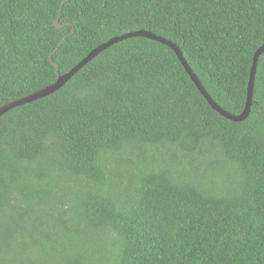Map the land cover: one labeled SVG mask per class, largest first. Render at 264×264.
I'll list each match as a JSON object with an SVG mask.
<instances>
[{"label": "trees", "instance_id": "1", "mask_svg": "<svg viewBox=\"0 0 264 264\" xmlns=\"http://www.w3.org/2000/svg\"><path fill=\"white\" fill-rule=\"evenodd\" d=\"M140 30L242 112L264 0H0V107ZM255 71L231 122L169 47L134 37L4 113L0 264H264V53Z\"/></svg>", "mask_w": 264, "mask_h": 264}, {"label": "water", "instance_id": "2", "mask_svg": "<svg viewBox=\"0 0 264 264\" xmlns=\"http://www.w3.org/2000/svg\"><path fill=\"white\" fill-rule=\"evenodd\" d=\"M63 3H64V1L62 2V4ZM54 25L56 28H61V25L58 23V18L54 21ZM134 37L145 38V39H148L150 41H154V42H157V43H160L162 45L169 47L174 52V54L176 55L178 61L180 62V64L184 68L185 72L187 73L190 80L193 82V84L195 85V87L197 88V90L199 91L201 96L204 98V100L207 102V104L212 108V110H214L221 117H223L224 119L231 121V122H242L248 118V116L250 114L251 105H252L253 86H254V79H255V72H256L255 71L256 70V64H257L258 58L264 53V44L261 45L255 51V53L253 55L252 64H251V68H250V74H249L247 88H246L247 91H246V101H245L244 109L242 110V112L240 114L232 115V114L224 111L223 109H221L214 101H212V99L205 92L204 88L199 83L198 79L193 74L190 67L185 62L180 51L178 50V48L175 45H173L172 43H170L169 41H167L161 37L155 36L154 34L147 32V31H143V30L135 31L132 33H128V34L119 36V37H115V38L109 40L108 42L98 46L97 48L92 50L82 61H80L77 65H75L72 69H70L65 74H60L58 71V66L56 64H54V66L56 68V79L53 83L46 85V86L28 94L27 96L21 97L17 100H14V101H11V102H8V103L2 105L0 107V117L4 113H6L7 111H9L15 107L34 102L38 99H42V98H45V97L53 94L54 92L59 90L64 84H66L81 68H83L91 60H93L99 53L106 50L110 46H112L118 42H121L122 40L134 38ZM52 55H53V53H51L48 56V60L50 62H51Z\"/></svg>", "mask_w": 264, "mask_h": 264}]
</instances>
